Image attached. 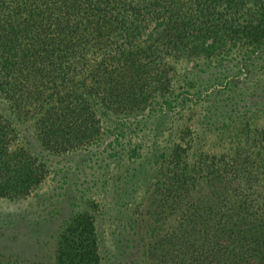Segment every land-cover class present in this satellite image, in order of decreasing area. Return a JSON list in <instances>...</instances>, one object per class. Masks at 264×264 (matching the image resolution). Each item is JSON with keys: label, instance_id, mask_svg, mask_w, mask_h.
<instances>
[{"label": "trees", "instance_id": "16d2710c", "mask_svg": "<svg viewBox=\"0 0 264 264\" xmlns=\"http://www.w3.org/2000/svg\"><path fill=\"white\" fill-rule=\"evenodd\" d=\"M171 58L191 61L182 77L195 76L198 84L214 64L204 92L217 98L224 79L231 99L173 97ZM0 101L30 119L37 145L55 154L97 142L105 131L96 104L117 117L145 119L143 125L155 116L152 144L137 171L114 175L117 204L140 188L144 162L160 153L169 161L152 165L155 179L145 199L132 195L131 226L120 227L115 259L133 247L143 264H264V0H0ZM186 103L201 111L199 120L212 117L217 141L239 148L224 163L220 155L201 169L174 145L187 128L170 129L160 114ZM10 133L0 118V172L8 179L0 192L26 194L45 171L26 153L7 152ZM204 138L197 130L195 149ZM79 220L70 247L78 263L100 264L104 238L93 234L91 218Z\"/></svg>", "mask_w": 264, "mask_h": 264}, {"label": "rangeland", "instance_id": "374dc122", "mask_svg": "<svg viewBox=\"0 0 264 264\" xmlns=\"http://www.w3.org/2000/svg\"><path fill=\"white\" fill-rule=\"evenodd\" d=\"M169 64L175 72V79L170 82V94L173 97L182 96L184 92L189 93L188 95L194 93L199 97L206 94L207 102L211 103L214 98L208 95L210 93L204 92V88L211 83L207 77L211 70L208 69L215 68L214 64L207 66L204 75L207 81L201 84L195 81V76L189 79L182 77L192 66L191 61L175 62L171 58ZM198 66L199 69L202 67ZM216 89L218 92L214 91L217 97L214 101L218 104L222 98L229 101L231 93L234 92L228 88L224 79L220 80V86ZM184 105L182 110H179L178 106L174 111H161L160 115L167 116L164 123L170 129L174 126L180 130L187 128L188 133L183 139H178L177 136L173 138L174 145L187 153L186 161L194 166L200 162L203 169L209 163H215L220 155L224 156L220 159L221 163L225 162L228 155L232 157L239 148L234 149L233 145H229L232 142H227L225 138L221 141L214 138L216 130L212 117L203 116L204 118L199 120L202 118L201 111L193 109L190 103ZM190 111L194 115L186 119ZM94 112L102 130L105 131L99 135L97 142L74 152L55 154L37 145L30 119L12 114L0 101V118L6 121L11 131L7 152L11 155L26 153L35 158L45 171L41 183L26 194L14 195L11 188L0 192V260L4 264L5 260L11 264H80L70 247L72 236L69 234L79 219L86 217L91 218L93 234L98 241L104 238L98 251L100 264H111L114 261L117 264H143L141 259L133 254V247H129L125 258L115 259L113 256L121 251H118V246L114 243L116 237L122 236L120 227L131 226L129 208L134 201L132 195L136 202L140 197L146 198L147 189L151 187L150 183L153 185L155 179L152 165L166 164L170 155L158 152L160 155L154 154L148 162H144L145 168L137 174L140 188L137 192L132 190V194L130 191L126 192L124 199L117 204V197H113V191L117 192L118 189L114 175L122 172L121 169L127 172L131 169L137 171L138 159L147 154L152 144V129L149 123H154L156 119L151 115L143 125L142 121L145 119L117 117L97 104ZM160 115H156L157 118ZM197 130H202L205 138L204 142L197 143L198 147L195 149L194 135ZM167 134L168 132L159 138V147L164 144ZM190 152L194 153L193 158L188 155ZM203 155L205 161L201 159ZM7 181L4 172H0V187L6 185ZM118 205L122 207L117 209ZM117 211L119 214H116ZM124 231L127 235L132 232L126 229Z\"/></svg>", "mask_w": 264, "mask_h": 264}]
</instances>
